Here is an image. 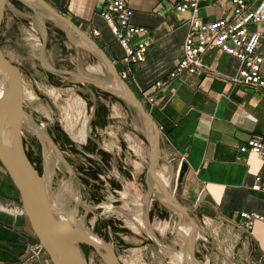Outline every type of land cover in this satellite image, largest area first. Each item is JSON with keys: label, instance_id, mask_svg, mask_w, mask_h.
I'll return each mask as SVG.
<instances>
[{"label": "crops", "instance_id": "1", "mask_svg": "<svg viewBox=\"0 0 264 264\" xmlns=\"http://www.w3.org/2000/svg\"><path fill=\"white\" fill-rule=\"evenodd\" d=\"M46 1L94 39L119 71L127 68L121 60L124 56L121 45L101 17V11L110 0ZM129 5L133 11L132 22L148 29L135 38L133 45L145 39L152 42L146 60L128 67L126 81L140 97L179 62L189 32V16H178L169 0H129ZM36 7L39 12L44 11ZM227 8L226 4L211 3L202 9L201 15L206 20H215L223 16ZM255 26L254 30L262 34L258 52L264 56V23ZM60 29L51 30L53 38L48 40L51 46L47 42L45 52L41 51L40 55L46 56L60 74L79 73L80 55L64 54L63 48L68 45L59 33L65 30ZM94 30H98L99 35H95ZM69 63L75 66L72 71L65 66ZM203 63L199 74L167 85L158 92L156 103L145 107L161 131L159 165L172 164L176 172L186 165L185 174L195 205L214 223L218 238L225 233V243L218 242L235 264H264V224L256 222L248 228L240 217L242 211L264 215V192L252 188L257 175L264 179V160L257 154L240 151L250 138H264V90L237 83L242 64L220 49L206 52ZM262 73L264 75V64ZM116 110L123 111L131 121L144 124L139 114L123 100L119 99ZM142 131L146 132L143 140L146 148H140L150 162L151 145L146 125ZM122 168L127 169L126 165ZM23 210L18 190L0 162V264H53L46 252L36 253L39 241Z\"/></svg>", "mask_w": 264, "mask_h": 264}, {"label": "rangeland", "instance_id": "2", "mask_svg": "<svg viewBox=\"0 0 264 264\" xmlns=\"http://www.w3.org/2000/svg\"><path fill=\"white\" fill-rule=\"evenodd\" d=\"M40 12L48 27L49 47L51 42L48 40L53 38L51 30L58 27L66 30L59 31L68 45L63 48L64 54L80 55L79 73L60 74L46 56L41 57L45 36L43 23L17 0H8L0 26V41L6 58L19 76L25 111L54 142L51 144L47 137L43 140L33 124L24 119L25 149L41 176L45 177L49 172L46 166L48 150L53 156L52 178L49 174L46 176L47 181L51 178L47 185L52 205L61 215L76 211L77 220L84 223L88 232L112 246L121 264H171L169 253L173 247L178 248L173 245L176 233L172 227L162 235L159 228L166 223L176 227L189 219L178 211L174 213L154 196L147 212L150 225L145 229L143 219L146 216L143 217L140 211L135 216L141 224V227L137 226L138 230L131 226L130 212L133 211L128 206L129 200H124L122 195L126 193V183L130 184L133 196L136 193L147 196L151 191L146 184L150 162L140 148L144 146L146 136L141 122L131 121L123 111L116 110L119 98L103 90L112 91L114 84L102 61L67 26L49 13ZM255 28L251 25L252 30ZM65 66L68 71L75 67L71 63ZM123 165L127 169H123ZM179 174L173 168L172 190L201 235L194 244L196 262L189 264H235L218 242L225 243L227 236L223 233L218 238L214 223L195 205L187 175L180 177ZM109 202L114 211L105 213L104 205ZM83 245L89 264H106L92 246Z\"/></svg>", "mask_w": 264, "mask_h": 264}, {"label": "water", "instance_id": "3", "mask_svg": "<svg viewBox=\"0 0 264 264\" xmlns=\"http://www.w3.org/2000/svg\"><path fill=\"white\" fill-rule=\"evenodd\" d=\"M17 1L30 8L43 23L45 36L42 53H44L47 43L48 27L46 26L43 15L39 12L36 6L41 7L59 22L72 29L81 38L85 47L102 61L114 84L112 91L106 88H103V90L110 93L112 92L117 98L126 102L139 114L146 125L151 145L150 167L146 173V184L150 190H152L151 184L154 183L155 186L166 192L163 185L154 176L159 167V158L161 154L160 128L128 82L121 77L117 67L106 51L76 24L58 12L46 0ZM7 4L8 0H0V26L4 18ZM1 86L0 162L8 172L12 183L18 190L22 207L31 229L52 263L89 264L87 258L84 257L78 249L79 244L85 243L92 246L106 264H121L113 252L107 250L102 252L85 232L78 229L77 232L65 233L61 230L62 227L66 226L67 221L63 219V215H61V213H59L52 205L48 185L43 176L39 174L26 152L22 132L24 119L30 121L42 136L46 135V133L25 111L19 76L11 62L6 58L0 41V88ZM46 137L51 144L54 145L53 140L48 135H46ZM57 151L62 159L69 165L62 153L59 150ZM181 169L179 175L180 177H183L186 165ZM174 204L181 215H185L195 224L187 210L179 203L176 197H174ZM191 248L192 251H194L193 246ZM193 258L196 262L194 253Z\"/></svg>", "mask_w": 264, "mask_h": 264}, {"label": "built area", "instance_id": "4", "mask_svg": "<svg viewBox=\"0 0 264 264\" xmlns=\"http://www.w3.org/2000/svg\"><path fill=\"white\" fill-rule=\"evenodd\" d=\"M178 16L187 14L189 32L185 38L183 52L176 66L161 80L153 84L139 97L146 107L156 103L158 92L185 76L199 74L204 68L203 55L214 49L237 58L241 69L236 82L244 86L264 90L262 67L264 56L258 52L262 34L251 29V25L264 23V0H169ZM220 3L229 6L223 16L215 20L202 17V9L211 4ZM133 11L129 0H110L101 11V17L110 26L112 34L121 45L124 56L122 63L127 68L119 71L124 80L129 78V66L144 62L151 46V39H145L136 46L135 38L148 32L145 26L132 22ZM99 35L98 30H94ZM240 151L254 153L264 160V138L252 137ZM253 190L264 192V179L255 177ZM24 213V210L22 211ZM240 217L246 227L256 222L264 224V215L256 211H242ZM37 254L45 252L40 243L35 247Z\"/></svg>", "mask_w": 264, "mask_h": 264}, {"label": "bare ground", "instance_id": "5", "mask_svg": "<svg viewBox=\"0 0 264 264\" xmlns=\"http://www.w3.org/2000/svg\"><path fill=\"white\" fill-rule=\"evenodd\" d=\"M3 86V83H2ZM2 86L0 88V93L2 91ZM142 129H145V125L142 124ZM89 132V127H88V131ZM42 136V135H41ZM46 138V135H43L42 138L43 140ZM56 161L58 162V159H56ZM164 163L160 164L158 167V170L155 172V178H157L160 183L163 185V187L165 188L166 192H164L163 190H161L160 188H158L157 186H155L154 183L151 184L152 186V190L149 191L148 194L142 195L139 193H136L135 196H133L134 194L131 192V188L130 185L127 184L125 185L126 190L124 192L126 193H122L123 195V199L124 200H129L128 202V206H130L131 210L133 212H130V215L132 217L131 220V226L133 228H137L141 227V224L137 221V219L135 218L136 214H138V212L141 211V213L143 214L142 216L145 217L143 221L146 224V228L147 229L150 225V220L147 216V212L148 210H150V207L154 201V196H156L165 206H167L168 208H170L174 213H178L177 212V208L175 207L174 204V191L172 190V186H171V182L173 181V168H172V164H168V165H163ZM46 166L48 167L49 172H47L46 176L49 174V176L51 177V175L53 174L52 172V166H53V156H51V152L50 150H48L47 155H46ZM177 172H180V169L177 170ZM177 174V173H175ZM45 176V175H44ZM43 177L44 180L46 181V183H50L49 180H51V178L47 181V178ZM64 184V183H63ZM133 196V197H132ZM78 201L80 200L79 197L77 196ZM124 202V201H123ZM125 203V202H124ZM126 204V203H125ZM126 206V205H125ZM105 208V213L106 212H110V211H114V207L113 205L109 202V204L104 205ZM125 208V207H124ZM128 208V207H127ZM71 213V211H70ZM119 216V215H118ZM121 216V215H120ZM63 219L67 221L66 226L62 227L61 230L65 233H71V232H77V230H81L83 232H85L86 234H88L89 238L100 248V250L103 252L105 250L113 252V247L108 245L106 243V241L101 238L100 236L92 233V232H88L87 229L85 228V225L83 222H79L77 219V215H76V211L69 214L66 212V214H64ZM78 221V223H77ZM133 221V222H132ZM176 221V220H175ZM168 222V220H167ZM128 224V222H127ZM161 225V223H160ZM174 227L176 236H175V240L173 241V245H177L178 248L173 247L172 250L169 253V262H171V264H189L190 261H194L193 258V253L194 251H192V246L194 248V244L195 241H197L199 239V237L201 236L198 232H197V228H196V224H194L192 221L189 220V222H183L181 224H177L176 227L174 226V224H170V223H166L164 226L160 227L159 231L162 233V235H164L167 231V229H170ZM139 230V228H137ZM158 229V228H157ZM140 230H142L140 228ZM84 243L79 244V251L85 256L84 252H83V248H84ZM166 249H170L168 246H166ZM114 253V252H113Z\"/></svg>", "mask_w": 264, "mask_h": 264}]
</instances>
